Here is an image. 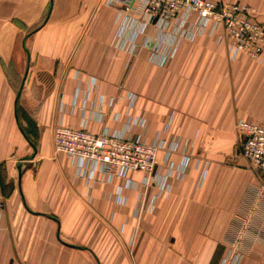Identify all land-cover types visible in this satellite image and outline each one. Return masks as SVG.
I'll use <instances>...</instances> for the list:
<instances>
[{"label": "crops", "instance_id": "1", "mask_svg": "<svg viewBox=\"0 0 264 264\" xmlns=\"http://www.w3.org/2000/svg\"><path fill=\"white\" fill-rule=\"evenodd\" d=\"M104 1L0 0V264H219L239 233V264H264V195L256 192L264 171L242 154L237 128L239 119L264 123V60L231 59L208 35L182 41L173 57L148 47L131 56L112 44L116 10ZM215 1L250 5L264 25V0ZM76 72L117 99L103 104L102 121H89L92 131L124 128L132 92L133 113L147 118L133 134L152 138L171 121L163 136L192 138L185 177L169 178L152 211L135 215L143 185L80 178L49 144L57 124L80 125V111H59ZM196 157L211 162L201 186ZM172 159L180 163L183 148ZM156 192L150 186L147 198Z\"/></svg>", "mask_w": 264, "mask_h": 264}, {"label": "built area", "instance_id": "2", "mask_svg": "<svg viewBox=\"0 0 264 264\" xmlns=\"http://www.w3.org/2000/svg\"><path fill=\"white\" fill-rule=\"evenodd\" d=\"M115 8L116 32L112 44L127 51L131 56L148 47L161 59L173 57L184 40L215 36L227 44L231 59L246 54L256 61L264 60V25L257 19L254 7L241 2L215 0H105ZM77 84L69 104L61 102L59 111L74 114L80 111L78 127L59 123L55 126L56 149L66 153L75 167L76 175L100 183H110L117 177L127 179L128 184L144 186L139 193V204L135 215L152 211L155 200L171 190L169 178L183 179L187 172L190 148L193 140L170 133L171 121L159 129L152 138L142 133L133 134L132 127H146L144 112L133 113L137 102L136 93L129 92L127 98L126 126L124 128L103 127L95 132L89 129L91 120L102 121L105 116L103 104L114 105L115 97H106L99 91V80L93 75L81 78L76 72ZM115 120L121 118L116 112ZM237 128L242 136L241 152L257 168L264 171V123L239 119ZM183 148V159L176 164L172 155ZM195 166L201 169L198 185L206 178L211 162L196 157ZM165 167V171L161 169ZM140 171L139 181L131 174ZM150 186L157 192L147 198ZM258 197L264 195V179L256 189ZM4 207V196L0 187V209ZM134 237L131 239L133 243ZM244 234L230 239L219 264H239L244 256Z\"/></svg>", "mask_w": 264, "mask_h": 264}, {"label": "rangeland", "instance_id": "3", "mask_svg": "<svg viewBox=\"0 0 264 264\" xmlns=\"http://www.w3.org/2000/svg\"><path fill=\"white\" fill-rule=\"evenodd\" d=\"M37 127H35V126H30L29 128H28V130L29 131H31L32 133H33V140H38L39 139V136H37L36 134H38V131H37ZM49 140H50V145H51V147H52V149L55 151V152H57V153H62V151H60V150H58V149H56V147H55V143H54V134L52 133V130L51 131H49ZM38 145H40V141H38ZM37 159V158H36ZM35 159V165L37 164V162H38V160H36ZM208 160V159H207Z\"/></svg>", "mask_w": 264, "mask_h": 264}]
</instances>
